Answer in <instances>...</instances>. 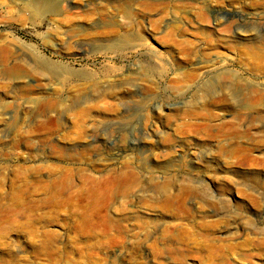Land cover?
I'll return each instance as SVG.
<instances>
[{
  "label": "rangeland",
  "instance_id": "obj_1",
  "mask_svg": "<svg viewBox=\"0 0 264 264\" xmlns=\"http://www.w3.org/2000/svg\"><path fill=\"white\" fill-rule=\"evenodd\" d=\"M0 264H264V0H0Z\"/></svg>",
  "mask_w": 264,
  "mask_h": 264
},
{
  "label": "bare ground",
  "instance_id": "obj_2",
  "mask_svg": "<svg viewBox=\"0 0 264 264\" xmlns=\"http://www.w3.org/2000/svg\"><path fill=\"white\" fill-rule=\"evenodd\" d=\"M53 1H54V0H53ZM47 2H48V1H47ZM47 2H46V3H47ZM49 2H50V1H49ZM46 3H45V5H46V9H50V5H49V4H46ZM34 6H35V5H34ZM36 9H37V10H41V8H39V7H36ZM49 65H50L49 63H46V66H49ZM212 89H213V88H212Z\"/></svg>",
  "mask_w": 264,
  "mask_h": 264
}]
</instances>
